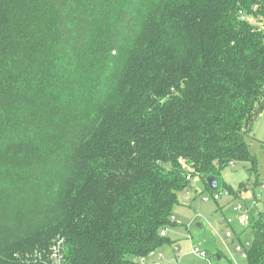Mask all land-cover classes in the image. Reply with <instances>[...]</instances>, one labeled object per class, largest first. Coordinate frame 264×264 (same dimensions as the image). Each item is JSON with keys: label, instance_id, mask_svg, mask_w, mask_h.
<instances>
[{"label": "trees", "instance_id": "1", "mask_svg": "<svg viewBox=\"0 0 264 264\" xmlns=\"http://www.w3.org/2000/svg\"><path fill=\"white\" fill-rule=\"evenodd\" d=\"M250 17L264 0H0V264H36L57 237L66 264H144L188 174L217 191L224 167L255 169ZM252 212L246 260L264 264Z\"/></svg>", "mask_w": 264, "mask_h": 264}, {"label": "rangeland", "instance_id": "2", "mask_svg": "<svg viewBox=\"0 0 264 264\" xmlns=\"http://www.w3.org/2000/svg\"><path fill=\"white\" fill-rule=\"evenodd\" d=\"M245 139L255 169L248 162L224 167L217 191L209 190L199 175L191 173L188 187L177 194L174 219L165 229L167 241L153 252L155 255H148L144 264H248L237 247L249 242L252 234L240 222L236 207L252 209L256 202L257 211L264 213V109L254 117ZM222 183L237 196L224 189ZM252 214L255 217L257 212ZM195 248L206 252L207 257H199L193 252Z\"/></svg>", "mask_w": 264, "mask_h": 264}, {"label": "built area", "instance_id": "3", "mask_svg": "<svg viewBox=\"0 0 264 264\" xmlns=\"http://www.w3.org/2000/svg\"><path fill=\"white\" fill-rule=\"evenodd\" d=\"M252 20L255 21V23H252L253 25L259 27L263 32H264V22L263 23H260L261 20H256L252 17H250ZM249 20V18H248ZM250 21V20H249ZM187 179L190 178V174L187 175L186 177ZM218 197L215 196L214 199H217ZM254 207L252 209L248 208V207H245V208H242L241 205H238L236 207V210L240 212V222L247 225L249 224V221H250V214L253 210H255L256 212L257 209H256V205L257 203L255 202L254 203ZM166 233V230H163L162 231V235L164 236ZM250 243L249 242H246L244 245L240 244L238 247H237V251L238 253H240L242 255L243 258L246 259V251H245V246L246 247H249ZM65 240L64 238L62 237H57L53 243L51 244L50 248L46 251H43V252H38L36 255H35V263L36 264H66L65 263ZM193 252L196 253L199 257L201 258H206L207 257V254L206 252L202 251V250H199L197 248L193 249Z\"/></svg>", "mask_w": 264, "mask_h": 264}, {"label": "water", "instance_id": "4", "mask_svg": "<svg viewBox=\"0 0 264 264\" xmlns=\"http://www.w3.org/2000/svg\"><path fill=\"white\" fill-rule=\"evenodd\" d=\"M206 184H207V186H208V188H209L210 190H215V189L217 188V186H218V182H217V180L215 179V177H213V176H208V177L206 178ZM217 258H220V257L217 256Z\"/></svg>", "mask_w": 264, "mask_h": 264}, {"label": "crops", "instance_id": "5", "mask_svg": "<svg viewBox=\"0 0 264 264\" xmlns=\"http://www.w3.org/2000/svg\"><path fill=\"white\" fill-rule=\"evenodd\" d=\"M172 218L174 219V217H172ZM165 236H166V233H165ZM173 248H174L175 251L178 250V247H177V246H173ZM159 250H160V248H159ZM157 251H158V250H157ZM151 255H155V253H151L149 256H151ZM144 262L146 263L147 260L145 259Z\"/></svg>", "mask_w": 264, "mask_h": 264}]
</instances>
